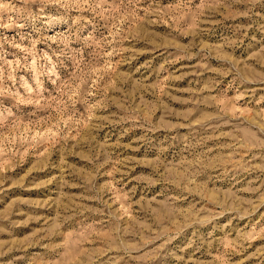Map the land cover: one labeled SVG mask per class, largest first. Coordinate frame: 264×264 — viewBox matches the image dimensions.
<instances>
[{
	"label": "rangeland",
	"instance_id": "obj_1",
	"mask_svg": "<svg viewBox=\"0 0 264 264\" xmlns=\"http://www.w3.org/2000/svg\"><path fill=\"white\" fill-rule=\"evenodd\" d=\"M0 6V264H264V0Z\"/></svg>",
	"mask_w": 264,
	"mask_h": 264
},
{
	"label": "clouds",
	"instance_id": "obj_2",
	"mask_svg": "<svg viewBox=\"0 0 264 264\" xmlns=\"http://www.w3.org/2000/svg\"><path fill=\"white\" fill-rule=\"evenodd\" d=\"M0 7H3V6H0Z\"/></svg>",
	"mask_w": 264,
	"mask_h": 264
}]
</instances>
